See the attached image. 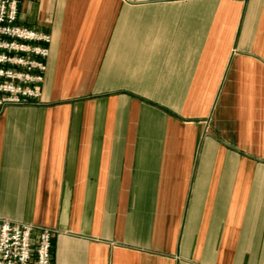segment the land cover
Instances as JSON below:
<instances>
[{"label": "crops", "instance_id": "obj_1", "mask_svg": "<svg viewBox=\"0 0 264 264\" xmlns=\"http://www.w3.org/2000/svg\"><path fill=\"white\" fill-rule=\"evenodd\" d=\"M51 34L0 111V220L52 264H264V0H17Z\"/></svg>", "mask_w": 264, "mask_h": 264}, {"label": "built area", "instance_id": "obj_2", "mask_svg": "<svg viewBox=\"0 0 264 264\" xmlns=\"http://www.w3.org/2000/svg\"><path fill=\"white\" fill-rule=\"evenodd\" d=\"M50 43L49 32L18 22L17 0H0V111L40 103ZM33 230L0 220V264H52L50 230Z\"/></svg>", "mask_w": 264, "mask_h": 264}]
</instances>
